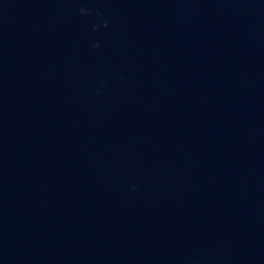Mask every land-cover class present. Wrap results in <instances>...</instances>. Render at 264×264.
Listing matches in <instances>:
<instances>
[{
    "label": "water",
    "instance_id": "obj_1",
    "mask_svg": "<svg viewBox=\"0 0 264 264\" xmlns=\"http://www.w3.org/2000/svg\"><path fill=\"white\" fill-rule=\"evenodd\" d=\"M0 264H264V0H0Z\"/></svg>",
    "mask_w": 264,
    "mask_h": 264
}]
</instances>
